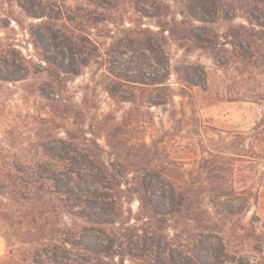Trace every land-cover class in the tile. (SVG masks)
<instances>
[{
  "label": "rangeland",
  "instance_id": "rangeland-1",
  "mask_svg": "<svg viewBox=\"0 0 264 264\" xmlns=\"http://www.w3.org/2000/svg\"><path fill=\"white\" fill-rule=\"evenodd\" d=\"M232 16L228 11L227 19L215 23L197 20L185 0H0V45L9 44L29 67L23 80L0 81V168L50 165L55 156L46 152L49 148L93 149L95 143L107 164L151 160L185 171L199 162L200 170L214 164L226 188L251 189L256 197L240 219L218 215L219 241L230 256L243 251L264 264V48L263 57H239L231 33L246 20ZM183 31L209 41L197 44ZM81 35L85 53L72 57L65 39ZM147 36L153 48L140 42ZM54 59L63 60L66 68ZM115 59L160 62L154 66L162 80L167 76L173 101L148 107L147 89L133 88L111 72L118 69ZM62 102L80 114L67 113ZM114 124L120 126L113 138L118 153L107 134ZM67 131L76 137L70 140ZM143 143L152 152L143 151ZM130 206L135 213L138 201L126 205L127 214ZM24 207L0 195V256L7 250L4 234L16 238L24 232L17 223ZM66 220L70 229L90 225L79 215ZM252 247L262 252H251ZM105 261L120 264L117 258ZM75 262L86 263L82 258ZM125 264L155 263L127 257Z\"/></svg>",
  "mask_w": 264,
  "mask_h": 264
},
{
  "label": "trees",
  "instance_id": "trees-1",
  "mask_svg": "<svg viewBox=\"0 0 264 264\" xmlns=\"http://www.w3.org/2000/svg\"><path fill=\"white\" fill-rule=\"evenodd\" d=\"M102 1L90 0L97 4ZM185 2L190 16L204 22L225 19L228 11L233 12L232 17H245L246 24H240L231 33L233 44L239 57H263L264 0ZM206 15L214 19L208 20ZM183 37L197 44L209 41L192 31H183ZM75 38L65 41L73 50L72 57H79L85 53L86 38L82 35ZM140 42L153 48L150 36ZM16 53L9 44L0 45V81L27 77V61ZM60 54L64 55V51ZM54 60L56 66L66 68L63 60ZM115 60L118 69L111 72L133 88L147 89L148 107L173 101L174 89L169 81H164L167 76L162 80L157 71L159 67L154 66L160 62ZM112 90L109 88L111 93ZM128 100L136 101L131 97ZM63 110L75 111V117L80 114L72 104L65 105ZM119 129L114 124L107 133L116 153L120 148L113 140ZM67 133L70 140L76 137ZM141 146L146 153L152 152L145 143ZM51 150L46 151L55 156V162L50 165L0 168V195L25 206L23 213L17 214V223L23 225L24 232L16 238L10 233L4 234L7 250L0 256V264H76L78 258L84 259L85 264H107L105 259L109 258L125 264L127 257L152 260L155 264H218L227 258H233L236 264H256L258 257L251 253L234 251L230 256L218 237V215L240 219L256 197L251 189L240 193L235 187L226 188L214 164H204L200 170L199 162L188 171L151 160L141 165L107 164L99 143L93 149L75 145L71 150L63 147L55 152ZM130 172L135 174L126 179ZM133 200L138 201V209L133 213L130 206L127 214L126 205ZM71 215L81 216L90 225L70 229L66 218ZM252 249L251 252H262L257 247Z\"/></svg>",
  "mask_w": 264,
  "mask_h": 264
}]
</instances>
